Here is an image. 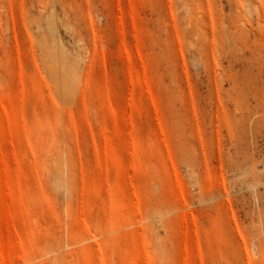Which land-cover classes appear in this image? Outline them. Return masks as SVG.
<instances>
[{
    "label": "rangeland",
    "instance_id": "1",
    "mask_svg": "<svg viewBox=\"0 0 264 264\" xmlns=\"http://www.w3.org/2000/svg\"><path fill=\"white\" fill-rule=\"evenodd\" d=\"M0 264H264V0H0Z\"/></svg>",
    "mask_w": 264,
    "mask_h": 264
},
{
    "label": "bare ground",
    "instance_id": "2",
    "mask_svg": "<svg viewBox=\"0 0 264 264\" xmlns=\"http://www.w3.org/2000/svg\"><path fill=\"white\" fill-rule=\"evenodd\" d=\"M62 86H64V85H62Z\"/></svg>",
    "mask_w": 264,
    "mask_h": 264
}]
</instances>
